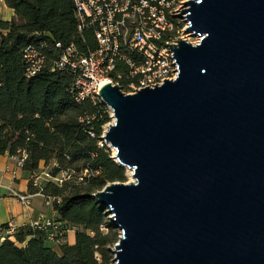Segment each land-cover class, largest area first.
I'll use <instances>...</instances> for the list:
<instances>
[{"label":"water","instance_id":"1","mask_svg":"<svg viewBox=\"0 0 264 264\" xmlns=\"http://www.w3.org/2000/svg\"><path fill=\"white\" fill-rule=\"evenodd\" d=\"M182 3L199 41L166 43L177 76L98 92L134 179L91 194L120 230L111 264H264V0Z\"/></svg>","mask_w":264,"mask_h":264},{"label":"trees","instance_id":"2","mask_svg":"<svg viewBox=\"0 0 264 264\" xmlns=\"http://www.w3.org/2000/svg\"><path fill=\"white\" fill-rule=\"evenodd\" d=\"M5 4L14 17L0 20V154L20 158L25 153L21 167L32 174L29 193L60 196L53 207L63 242L54 243L56 249L49 243L48 229L15 228L14 239L0 242V264H110L117 235L91 194L109 182H123L125 167L113 160L105 143L98 144L102 125L109 120L106 108L89 100L76 102L70 93L74 76L51 69L61 49L71 43L85 53L93 50L94 34L78 31L73 0ZM31 43L47 44L46 64L26 77L22 51ZM41 164L50 166L51 177L65 174V179L34 184L32 176ZM102 224L106 231L100 230ZM66 229L75 231L72 244L65 242Z\"/></svg>","mask_w":264,"mask_h":264},{"label":"built area","instance_id":"3","mask_svg":"<svg viewBox=\"0 0 264 264\" xmlns=\"http://www.w3.org/2000/svg\"><path fill=\"white\" fill-rule=\"evenodd\" d=\"M184 1L187 0H73L78 31L92 30L97 46L85 53L71 43L61 49L52 61L51 69L64 70L74 76L70 93L76 102L89 100L93 104H101L112 117L110 107L98 95L105 83L118 85L124 93H133L145 86L159 85L163 79H174L178 66L171 57L173 51L166 43L171 47L179 39L192 43L199 41V36L185 31L189 26L184 17L187 12L181 13V16L172 15L189 7L183 5ZM191 38L195 40L191 41ZM55 46L61 47L59 42ZM46 47L45 43H31L23 49L26 77L37 74L45 66ZM110 123L107 121L102 125L100 137ZM89 135L93 137L94 133L89 132ZM100 137L98 144L107 145ZM25 157L22 153L17 158L19 166ZM53 180L63 181L62 178ZM16 196L28 204L27 196L18 193ZM44 198L48 205L61 200L60 196L47 195ZM29 224L31 228L48 229V240L63 242L61 223L53 218L33 219ZM15 228L11 220L5 226L0 225V242L11 238ZM100 230H106V227L102 224Z\"/></svg>","mask_w":264,"mask_h":264},{"label":"crops","instance_id":"4","mask_svg":"<svg viewBox=\"0 0 264 264\" xmlns=\"http://www.w3.org/2000/svg\"><path fill=\"white\" fill-rule=\"evenodd\" d=\"M13 17L14 10L5 4V0H0V20L9 21ZM17 161L15 156H10L7 153L0 154V224L11 220L19 230L30 227L29 223L33 219L39 221L55 219L57 213L53 205L45 203V195L40 191L33 194L28 192V183L32 174L22 169ZM16 193L27 196L28 204L21 201ZM10 239H14V236H11ZM74 240L75 231L69 229L65 242L72 244ZM49 243L50 245L54 244L51 241Z\"/></svg>","mask_w":264,"mask_h":264},{"label":"rangeland","instance_id":"5","mask_svg":"<svg viewBox=\"0 0 264 264\" xmlns=\"http://www.w3.org/2000/svg\"><path fill=\"white\" fill-rule=\"evenodd\" d=\"M195 40V38H191V41H194ZM108 122H112V117H109V120H108ZM111 149V148H110ZM111 153H113V149H111ZM49 168H50V166H48V167H44L42 164H41V166H40V169L38 170V171H36L35 172V174L32 176V180H33V182L35 183H37L38 185H43V184H45L46 182H48V181H50V182H56V181H54L53 179V177H51V175L49 174ZM48 174V175H47ZM124 175H125V180L123 181V182H130V181H133L134 179H133V176H132V171L131 170H129V169H127V168H125V172H124ZM60 177V176H59ZM61 177L63 178V179H65V174L64 175H61ZM59 183V182H58ZM107 220H108V218H107ZM107 230V229H106ZM105 230V231H106ZM114 232H116V235H117V238H116V240H115V242L117 241V239H118V236L120 235V230L118 229V228H115L114 227ZM114 242V243H115ZM113 243V244H114ZM57 244V243H56ZM113 244L110 246V249L113 247ZM113 255V254H112ZM113 258V257H112ZM111 262H112V260H111ZM111 264V263H110Z\"/></svg>","mask_w":264,"mask_h":264},{"label":"bare ground","instance_id":"6","mask_svg":"<svg viewBox=\"0 0 264 264\" xmlns=\"http://www.w3.org/2000/svg\"><path fill=\"white\" fill-rule=\"evenodd\" d=\"M114 151V150H113Z\"/></svg>","mask_w":264,"mask_h":264}]
</instances>
